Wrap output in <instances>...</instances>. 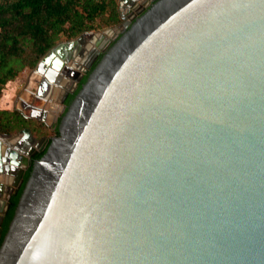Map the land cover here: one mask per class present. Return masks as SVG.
<instances>
[{"label": "water", "instance_id": "95a60500", "mask_svg": "<svg viewBox=\"0 0 264 264\" xmlns=\"http://www.w3.org/2000/svg\"><path fill=\"white\" fill-rule=\"evenodd\" d=\"M149 1L118 0L121 21L124 2L143 11L129 28L59 42L34 67L38 108L17 109L45 123L77 41L119 35L83 61L87 74L103 53L33 161L0 264H264V0ZM0 138L1 232L48 139Z\"/></svg>", "mask_w": 264, "mask_h": 264}, {"label": "trees", "instance_id": "16d2710c", "mask_svg": "<svg viewBox=\"0 0 264 264\" xmlns=\"http://www.w3.org/2000/svg\"><path fill=\"white\" fill-rule=\"evenodd\" d=\"M119 22L118 0H0V95L8 81L24 69L34 68L62 37L71 40ZM23 128H30L35 137L58 135L57 128L49 131L43 122L25 117L18 109H0V133L10 134ZM49 143L50 138L32 159L21 186L10 197L1 223L0 244L33 161Z\"/></svg>", "mask_w": 264, "mask_h": 264}, {"label": "flooded vegetation", "instance_id": "af4514ba", "mask_svg": "<svg viewBox=\"0 0 264 264\" xmlns=\"http://www.w3.org/2000/svg\"><path fill=\"white\" fill-rule=\"evenodd\" d=\"M154 1L155 0H150L149 2L144 3L142 5L145 6V9H146L151 4H153ZM128 2H124L123 6H125V7L122 6L123 7L122 13L126 16V19L123 20V21L120 20L119 23H117L116 25L111 26V27H115L118 24H121L120 30L121 29L122 30L123 29H127L136 20V18L141 16L143 11L141 13H137V11L140 9V6L135 5L134 7H131ZM126 24H128V25H126ZM111 27H107V28H111ZM101 32L104 33V29H102ZM118 36L119 35H117L113 39H111L110 43H108V42L105 43L106 39L101 37V35L99 33V34L95 35L94 42L98 41V43L104 44V46L109 47L117 39ZM85 38L88 39V43H84L83 45H80L81 47L79 48V50H81L82 48L85 49V53L86 54L82 58H86L84 61L87 62L91 58L93 53H94L93 50L90 49L92 47L94 48V44H93L92 41H90L91 37H85ZM80 42L83 43V39H81ZM89 43L92 45L91 47L88 45ZM87 54H89L88 57H86ZM102 54H103L102 51H100V53L94 59V61L91 64V66L88 68V73L92 70L94 65L99 61V59L101 58ZM80 67H81V69H78L74 65H72L70 63V61H67V62H64L61 65L60 69L58 70V72H59L58 75H62L61 77H63V75H66L67 81L63 80V81L60 82L61 86H63V87H59L57 85H53L52 88L50 89V91L48 92L46 100L44 101V104L42 106V109H43L42 110L43 111L42 115H44L45 120H46V122L45 123L43 122V123L46 125L48 130H54L55 128H58V124L60 122V119L62 118V116L64 115L65 111L67 110V108H68L69 104L71 103L73 97L75 96V94L80 89V87L83 84V82L85 81V80L82 81V79L84 77H87L88 73L86 74L84 72V69H85L84 62L81 64ZM37 79H38L37 74H35L32 80L34 82H36V85L38 84ZM64 86H66V87H64ZM56 87L58 88V90L56 89ZM32 95H33V98H35V94L32 93ZM20 100H22V99H20ZM47 103H49V106H47ZM48 110L51 111V112L48 113ZM29 112H31V108H27V113H29ZM50 113L52 114L51 115L52 117L50 116ZM43 136H45L48 140H49V138L51 140V138L56 136V135H52V136L41 135L40 137H43ZM40 137H36V138H40ZM47 142L48 141H46V143L43 144L44 145L43 148L45 147ZM35 151L38 153L40 151V147L39 148L35 147ZM35 156L33 158H31V160H29V164L32 161V159L35 158ZM15 189L16 188L11 189V191H10L11 196L15 194Z\"/></svg>", "mask_w": 264, "mask_h": 264}, {"label": "rangeland", "instance_id": "374dc122", "mask_svg": "<svg viewBox=\"0 0 264 264\" xmlns=\"http://www.w3.org/2000/svg\"><path fill=\"white\" fill-rule=\"evenodd\" d=\"M96 31L101 32L102 29H99ZM64 41H67V39L62 37L59 42H64ZM34 73H35L34 68H31V69L26 68L23 71H21L18 74V76H16L13 80L8 81L4 85L2 89V93L0 95V109H17V106L18 105L20 106V99H26L27 102L33 101L32 100L33 97H31L30 95H32V93L35 94L36 92L35 89L37 86L36 82L32 80ZM56 89L58 90L57 87ZM47 106H49V103H47ZM49 112L51 111L48 110V113ZM51 115L52 114L50 113V116ZM14 133H17V132H14Z\"/></svg>", "mask_w": 264, "mask_h": 264}, {"label": "bare ground", "instance_id": "6f19581e", "mask_svg": "<svg viewBox=\"0 0 264 264\" xmlns=\"http://www.w3.org/2000/svg\"><path fill=\"white\" fill-rule=\"evenodd\" d=\"M85 37H87V36H85ZM93 39V37L91 38V40L90 41H92L93 42V44H94V41L92 40ZM85 40V41H84ZM84 43H88V39H84L83 38V43L82 42H80V41H77V43H76V45H77V47L78 48H80L81 46L80 45H83ZM90 47L92 46L90 43L88 44ZM91 50L93 49V48H90ZM81 50H83L84 52H85V49H81ZM80 50V51H81ZM74 51V50H73ZM73 53V52H72ZM77 54H78V52L77 51H75V55L73 56H71L72 57V60H70V61H73V63H72V65H74L76 68H78L82 63H83V61L86 59V58H82V57H78L77 56ZM55 56H58L57 54H55ZM43 70V69H42ZM40 70L39 72H35L34 73V75L35 74H37V77H38V79H37V82H39L40 83V81H42V79H44L45 78V70ZM34 75H33V77H34ZM44 75V76H43ZM33 77H32V79H33ZM58 80H59V78H57V82H58ZM64 81H67V79L66 80H64ZM57 84V83H56ZM59 84H61V83H59ZM38 85V84H37ZM64 87H66V86H64ZM31 97H33V95H31ZM21 107H24L26 110V112H27V108H31V107H33V108H38V106L36 105H33V101L29 104V105H20ZM10 142H11V139H4V138H0V148H3L4 149V151H6V150H8V149H10V146H11V144H10ZM3 149L2 150H0V152L2 151V152H4L3 151ZM1 155L3 156V155H5V153H1ZM3 165L5 164V162H3L2 163Z\"/></svg>", "mask_w": 264, "mask_h": 264}, {"label": "crops", "instance_id": "0c3cea01", "mask_svg": "<svg viewBox=\"0 0 264 264\" xmlns=\"http://www.w3.org/2000/svg\"><path fill=\"white\" fill-rule=\"evenodd\" d=\"M31 96V95H30ZM31 103V101H26V99H22L20 100V105H29Z\"/></svg>", "mask_w": 264, "mask_h": 264}]
</instances>
